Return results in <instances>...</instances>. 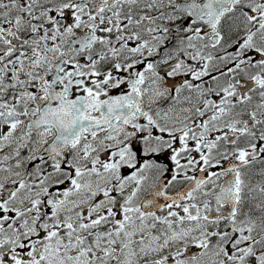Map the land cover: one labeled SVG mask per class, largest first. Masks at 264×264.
Instances as JSON below:
<instances>
[{
  "label": "snow or ice",
  "instance_id": "6c2138e0",
  "mask_svg": "<svg viewBox=\"0 0 264 264\" xmlns=\"http://www.w3.org/2000/svg\"><path fill=\"white\" fill-rule=\"evenodd\" d=\"M0 264H264V0H0Z\"/></svg>",
  "mask_w": 264,
  "mask_h": 264
}]
</instances>
